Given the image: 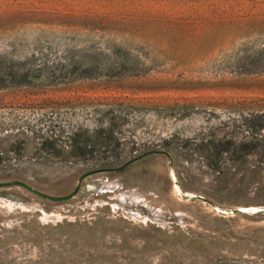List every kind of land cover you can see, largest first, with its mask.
<instances>
[{"label":"rangeland","instance_id":"obj_1","mask_svg":"<svg viewBox=\"0 0 264 264\" xmlns=\"http://www.w3.org/2000/svg\"><path fill=\"white\" fill-rule=\"evenodd\" d=\"M263 49L264 0H0V264H264Z\"/></svg>","mask_w":264,"mask_h":264},{"label":"water","instance_id":"obj_2","mask_svg":"<svg viewBox=\"0 0 264 264\" xmlns=\"http://www.w3.org/2000/svg\"><path fill=\"white\" fill-rule=\"evenodd\" d=\"M133 161L129 162L128 164L132 163ZM98 172H93V173H88V174H85L83 175L77 182V186H76V189L68 196L66 197H61V198H54V197H50L48 195H45V194H42L38 191H35L34 189L28 187L27 185L25 184H22V183H19V182H12V183H8V184H4V185H1L2 187H12V186H17V187H21L23 188L24 190H26L27 192H29L30 194L32 195H35L39 198H42V199H45V200H48V201H51V202H61V201H66V200H70L74 197V195L78 192V189H79V186L81 184V182L91 176V175H94ZM197 199H201V198H197ZM232 214H244V215H250V216H253V215H257V214H260L262 216H264V211H257L255 213H249V212H243L241 210H234L231 212Z\"/></svg>","mask_w":264,"mask_h":264},{"label":"bare ground","instance_id":"obj_3","mask_svg":"<svg viewBox=\"0 0 264 264\" xmlns=\"http://www.w3.org/2000/svg\"><path fill=\"white\" fill-rule=\"evenodd\" d=\"M176 192L179 193V190L176 189ZM188 196V194L185 195V197ZM188 198V197H187ZM243 212H249V213H255L257 211H264V209L258 208V207H249V208H241ZM260 209V210H257ZM257 210V211H256Z\"/></svg>","mask_w":264,"mask_h":264},{"label":"trees","instance_id":"obj_4","mask_svg":"<svg viewBox=\"0 0 264 264\" xmlns=\"http://www.w3.org/2000/svg\"><path fill=\"white\" fill-rule=\"evenodd\" d=\"M263 52H264V49H263ZM2 79H1V77H0V88H2ZM19 84H22V83H19ZM244 215V214H243ZM257 215H259V216H262V215H260V214H257ZM246 216H249V215H246ZM253 216H256V215H253Z\"/></svg>","mask_w":264,"mask_h":264}]
</instances>
